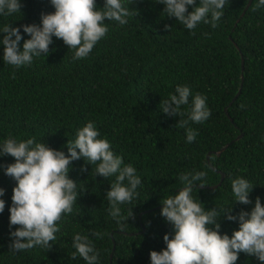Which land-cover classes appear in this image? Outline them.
Here are the masks:
<instances>
[{"label":"trees","instance_id":"1","mask_svg":"<svg viewBox=\"0 0 264 264\" xmlns=\"http://www.w3.org/2000/svg\"><path fill=\"white\" fill-rule=\"evenodd\" d=\"M246 1L227 0L217 27L201 22L190 31L164 13L165 5L156 0H122L137 14L123 26L105 20L106 36L87 58L75 61L74 50L53 36L47 55L15 68L4 62L0 42V144L9 137L17 142L35 137L36 142L69 155L67 142L93 121L99 138H106L114 154L122 156V167H135L142 181L132 202L120 205L118 223L109 214L106 198L115 175L104 178L95 175V165L83 158L72 161L68 177L76 182L78 197L72 213L57 222L60 231L51 248L14 252L10 232L19 226L10 225V207L17 182L5 168L15 159L0 156L4 189L0 199L5 201L0 212V264H86L78 255L70 258L76 233L93 242L98 264H151L150 252L167 247L165 234L174 236V226L161 215V201L184 186L181 174L207 172L206 185L197 182L191 195L205 210L224 208L218 218L221 235L231 237L239 228L238 219L226 218L228 208L238 216L242 210L251 212L257 197L264 205V6L253 10L258 0H248L244 6ZM104 2L96 0L97 8ZM199 3L195 0L188 11ZM20 4V13L0 15V30L6 24L19 27L22 50L30 38L23 25H40L41 14L55 8L50 0H20ZM4 35L0 31V41ZM177 85L192 92L189 104L181 106L183 117L161 109ZM196 93L207 98L211 116L200 124L189 122L197 135L187 143L186 129L177 124L187 119ZM82 166L87 171H81ZM237 177L253 185L249 204L235 201L231 181ZM130 210L133 216L127 218ZM209 227L215 230V225ZM236 264L262 262L241 252Z\"/></svg>","mask_w":264,"mask_h":264},{"label":"clouds","instance_id":"2","mask_svg":"<svg viewBox=\"0 0 264 264\" xmlns=\"http://www.w3.org/2000/svg\"><path fill=\"white\" fill-rule=\"evenodd\" d=\"M55 11L41 14V24L23 25L24 32L30 38L24 40L19 27L4 25L2 31L3 60L15 68L31 65L34 57L49 53L52 37L62 39L69 49L74 50L72 59L87 58L94 46L109 31L105 20L118 22L123 26L128 17L136 15L126 7L122 0H105L102 8H97L96 0H50ZM165 5L163 10L188 30H195L203 22L212 28L218 26L223 15L227 0H200L191 12L189 5L195 0H156ZM264 6V0H258L253 10ZM21 12L20 0H0V15L9 16ZM169 27V26H166ZM14 78V74H13ZM191 89L186 85H177L175 94L162 101L164 113L183 117L181 106L189 104ZM207 98L196 93L187 112V119H180L177 127L186 129V142L196 139V131L189 127V122L200 124L211 116L206 104ZM244 107V105H241ZM100 133L93 121L77 131L76 139L67 142L69 155L63 151L36 142L32 137L17 142L7 138L0 144V156L10 155L15 162L7 165L5 174L17 183L13 188L12 206L10 207V225H18L10 232L13 242L11 251H27L36 246L43 249L51 248V241L56 240V233L64 214L72 213L77 200V184L68 177L72 161L83 158L86 164L95 165V175L109 178L115 175L106 198L110 203L109 214L118 223L121 217L120 205L131 203L138 195L136 189L141 185V178L132 165H123V158L114 154L110 142L99 138ZM78 149V151H77ZM81 171H87L82 166ZM207 172L181 174L180 182L184 185L177 194L170 195L161 203V215L174 226V236L165 234L163 239L167 247L161 251L150 252L151 264H236L238 254L243 252L253 255L264 264V205L259 197L251 212L241 211L238 216L231 214L228 208L226 218L230 221L239 220V228L231 237L219 232L218 218L223 209L205 210L201 202H196L191 193L195 184L206 185ZM126 182V183H125ZM253 185L243 177L231 181V191L235 201L242 204L251 203L249 193ZM4 189L0 188V196ZM5 208V201L0 199V212ZM133 216L129 211L127 218ZM209 225H215V230ZM123 227V225H121ZM98 239L103 238L100 232L92 233ZM72 247L75 251L71 259L77 255L86 264H98L99 253L87 235L76 233Z\"/></svg>","mask_w":264,"mask_h":264},{"label":"water","instance_id":"3","mask_svg":"<svg viewBox=\"0 0 264 264\" xmlns=\"http://www.w3.org/2000/svg\"><path fill=\"white\" fill-rule=\"evenodd\" d=\"M247 2H248V0L245 2V4H244V6L247 4ZM239 68L241 69V57L239 58ZM241 72V71H240ZM239 72V82H238V87H239V85H240V81H241V73ZM238 87H237V89L235 90V92H234V94L232 95V97L236 94V92L238 91ZM231 97V98H232ZM240 134V132H238L235 136H238ZM226 144V142H224L221 146H219L217 149H214V152L215 153H217L224 145ZM205 159H207L206 157H207V152H205ZM211 167L213 168V166L211 165ZM221 175H222V173L220 172L219 173V177H218V179H217V181L215 182V183H218L219 182V180H220V178H221ZM112 246V245H111Z\"/></svg>","mask_w":264,"mask_h":264}]
</instances>
